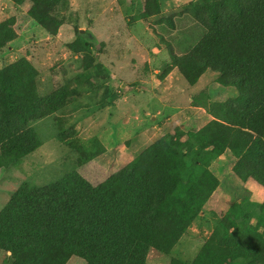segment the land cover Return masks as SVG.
Masks as SVG:
<instances>
[{"label":"trees","instance_id":"1","mask_svg":"<svg viewBox=\"0 0 264 264\" xmlns=\"http://www.w3.org/2000/svg\"><path fill=\"white\" fill-rule=\"evenodd\" d=\"M9 1L30 5L21 18L41 27L51 21L33 15L39 0ZM53 2L64 9L68 0ZM192 13L204 36L181 57L172 54V62L190 84L205 70L217 73L223 87L237 91L230 112L222 107L197 130L178 127L158 137L96 186L75 171L43 186L21 184L0 210V251L11 264H67L72 257L84 264H147L151 251L169 255L215 190L210 167L223 155L239 181L252 179L264 190V0H198ZM13 23H0V49L18 39ZM76 42L73 52L94 47ZM96 71L40 98L28 61L0 69V174L41 146L37 121L97 88ZM74 135L58 131L56 140L77 152V168L103 152L94 140L86 146ZM214 222L192 261L169 264H264V201L241 199Z\"/></svg>","mask_w":264,"mask_h":264},{"label":"rangeland","instance_id":"2","mask_svg":"<svg viewBox=\"0 0 264 264\" xmlns=\"http://www.w3.org/2000/svg\"><path fill=\"white\" fill-rule=\"evenodd\" d=\"M39 1L33 15L51 18L43 27L21 18L29 11L27 3L0 0V23L14 19L18 36L0 49V69L28 61L40 98L75 84L77 75L93 68L97 75L91 81L99 85L34 124L41 146L0 174V210L23 183L43 186L75 171L96 186L158 137L178 127L197 130L222 107L230 112L237 91L223 87L217 73L205 70L190 84L172 62V54L181 57L204 36L192 13L198 0H68L64 9L53 0ZM83 39L94 44L91 51L73 52L70 45ZM58 131L74 132L78 144L89 146L94 140L103 152L77 168V152L56 140ZM231 169L226 155L211 165L218 181L209 200L173 251H151L147 264L192 261L215 218L246 197L258 205L264 201L260 185L239 181ZM11 262L10 254L0 251V264ZM67 264L84 262L72 257Z\"/></svg>","mask_w":264,"mask_h":264},{"label":"water","instance_id":"3","mask_svg":"<svg viewBox=\"0 0 264 264\" xmlns=\"http://www.w3.org/2000/svg\"><path fill=\"white\" fill-rule=\"evenodd\" d=\"M80 32H83V30H80Z\"/></svg>","mask_w":264,"mask_h":264}]
</instances>
